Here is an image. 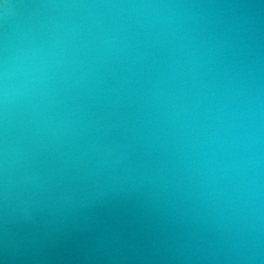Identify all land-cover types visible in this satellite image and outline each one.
<instances>
[{"label":"water","instance_id":"1","mask_svg":"<svg viewBox=\"0 0 264 264\" xmlns=\"http://www.w3.org/2000/svg\"><path fill=\"white\" fill-rule=\"evenodd\" d=\"M0 264H264V0H0Z\"/></svg>","mask_w":264,"mask_h":264}]
</instances>
